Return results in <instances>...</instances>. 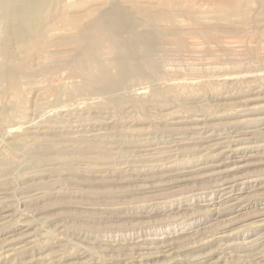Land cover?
<instances>
[{
    "label": "rangeland",
    "instance_id": "1",
    "mask_svg": "<svg viewBox=\"0 0 264 264\" xmlns=\"http://www.w3.org/2000/svg\"><path fill=\"white\" fill-rule=\"evenodd\" d=\"M114 5L154 45L109 107L50 41ZM0 264H264V0H0Z\"/></svg>",
    "mask_w": 264,
    "mask_h": 264
},
{
    "label": "bare ground",
    "instance_id": "2",
    "mask_svg": "<svg viewBox=\"0 0 264 264\" xmlns=\"http://www.w3.org/2000/svg\"><path fill=\"white\" fill-rule=\"evenodd\" d=\"M150 16L151 15H149L148 17H150ZM155 20H156V18H154V16H151V18L149 19L151 24ZM134 27L135 26L131 27L129 21L125 20V13L118 6L114 5L113 7L108 9L107 11H104V12L100 13L99 15H97V17L94 20L90 21L87 24H84L83 26H81L80 28L75 30L74 33H71L70 35H66L65 36V35H62V34L61 35L57 34L56 32H58L60 28L53 27L52 29H50V31H49V34L51 33L50 35H52L53 33L54 34L56 33L58 35V36L54 35L53 41H50V42H53V44H55V43H57V44L58 43H62V44L68 43V44H70L71 43V44H74L73 46H75V50H74V55L75 56L72 55L73 56L72 58L69 57L70 59L67 58L68 60L63 61V62H65L66 65H68L67 69H69V71H71L70 73H72L73 76H75V77L77 76L78 78L81 79V82L76 85V87H77L76 90L81 88V89H85L87 91H94V92H96L99 95H108V97L106 96L107 97L106 101H105L106 105L109 106V107H116L117 106V99H115L114 96H109V95H112L111 93L114 91V89H116L118 86H120L122 84V82L125 80V78H128L130 76L129 74L131 72L133 74L132 75L133 77H140V75H141L140 73H141V69L142 68L138 65L139 56H140V54L149 53V51L152 49V46L154 45L153 40L150 39L152 37H150V35L148 33H140L138 31H136ZM16 30H17V28H16ZM62 30L60 29V31H62ZM70 31H71V29H70ZM151 34H152L153 37L155 35H158V33H156V32H154V33L151 32ZM50 37H52V36H50ZM59 45H61V44H59ZM139 45H144L142 50L139 48ZM70 51H68V52H70ZM56 65H58V64H56ZM172 133H174V132H172ZM198 138H200V137H198ZM103 140H104V138H103ZM90 141H92V140H90ZM111 141H112V139H111ZM97 144H99V143H97ZM128 144H130V143H128ZM90 146H91V144H89V146L87 147L89 149V151L93 150V149L90 148ZM96 147H98V146H96ZM89 154H90V152H89ZM98 156H96V157H98ZM105 160H107V159H105ZM88 161L90 163L94 162L93 164H94V167H95V163L96 164H98V163L101 164L100 162L102 160L100 162H97L99 160L96 161V160H93V157L92 158L90 157V158H88ZM104 162H108V161H104ZM152 162L153 161H147L148 166L150 168H152V170H153V168L159 167V166H156V164H154ZM88 165H90V164H88ZM106 166H107V164H106ZM150 168H149V170H150ZM110 170H112V169H110ZM97 172H98V170H97ZM93 173H95V172H93ZM104 178L105 177H103V179ZM106 178H107V176H106ZM131 178H134V177H131ZM131 180H135V179H131ZM145 180L146 179H144V180H135V181L136 182H142V181H145ZM105 181L108 182L110 180L106 179ZM112 181L113 180H111V183H112ZM146 185H148V184H146ZM106 187H108V186H106ZM232 188H233V186H230L228 183H224V184H221V185L218 186V192L221 193V196L227 197L228 194L231 192Z\"/></svg>",
    "mask_w": 264,
    "mask_h": 264
}]
</instances>
